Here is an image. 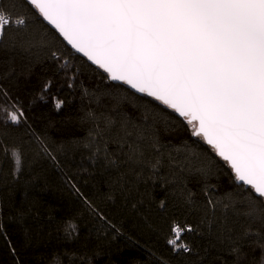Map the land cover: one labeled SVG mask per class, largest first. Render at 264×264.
Instances as JSON below:
<instances>
[{
    "label": "snow or ice",
    "instance_id": "snow-or-ice-1",
    "mask_svg": "<svg viewBox=\"0 0 264 264\" xmlns=\"http://www.w3.org/2000/svg\"><path fill=\"white\" fill-rule=\"evenodd\" d=\"M37 49L65 70L66 57L78 59L107 86L108 111L88 114L94 126L82 147L93 167L119 174L121 190L149 182L162 189L157 208L168 255L153 253L156 264L175 258L207 264L209 249L201 253L188 238L203 234L201 226L214 237L211 247L232 257L222 264H245V248L259 249L264 264V0H0V50L32 55ZM12 76L0 74V81ZM65 76L73 88L75 74ZM52 83L43 84L38 99L50 98L59 111L64 101L51 92ZM160 112L188 133L192 146L161 142ZM29 151L60 167L18 96L0 83V157L11 162L14 178ZM220 173L231 190L218 197L211 181ZM64 178L90 215L120 233L75 177ZM193 182L199 192L189 187ZM194 213L201 214L196 227L188 220ZM78 231L69 218L65 238ZM0 239L8 242L2 222ZM50 264L91 260L65 250Z\"/></svg>",
    "mask_w": 264,
    "mask_h": 264
},
{
    "label": "trees",
    "instance_id": "trees-1",
    "mask_svg": "<svg viewBox=\"0 0 264 264\" xmlns=\"http://www.w3.org/2000/svg\"><path fill=\"white\" fill-rule=\"evenodd\" d=\"M66 58L67 70L46 59L39 49L32 55L0 50V74L13 73L11 78L0 83L18 96L32 128L54 150L60 162L58 168L43 154L38 156L29 151L22 171L14 178L11 162L0 157V222L8 241L0 239V264H17V261L19 264H50L54 254L63 256L65 250L87 255L91 264H156L153 253L168 255L163 220L157 208L163 191L151 182L129 185L130 190H121L116 171L99 165L93 167L82 145L89 140L94 126L88 114L108 111L107 86L78 59ZM65 71L69 76L75 74L71 89L67 87ZM48 80L53 82L51 92L64 101L59 111L50 98L48 102L38 99ZM155 115L157 133L163 144L169 148L192 146V139L179 125H174L163 112ZM113 147L109 145L110 150ZM85 168L89 171L84 172ZM64 173L75 177L80 191L120 226V233H112L89 214L83 201L66 182ZM211 184L218 197L231 190L228 177L223 173L213 177ZM189 187L200 191L195 182ZM110 192L115 196L114 201L106 199ZM201 199L202 196L197 197ZM133 204H136L135 209ZM69 218H74L79 227L78 234L71 240L66 239L64 233ZM200 219V213L188 217L194 227L199 225ZM198 230L203 234L192 233L188 238L201 253L209 249L207 264L232 260L218 247H211L215 240L207 234L206 226ZM9 242L15 248V255ZM243 251L248 253L245 264H252L253 257L258 264L259 249L253 252L245 248ZM217 256L221 260H217ZM172 264H184V261L175 258Z\"/></svg>",
    "mask_w": 264,
    "mask_h": 264
}]
</instances>
